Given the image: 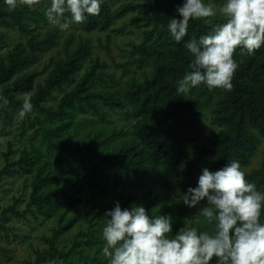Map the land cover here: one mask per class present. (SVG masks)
<instances>
[{"label": "trees", "instance_id": "obj_1", "mask_svg": "<svg viewBox=\"0 0 264 264\" xmlns=\"http://www.w3.org/2000/svg\"><path fill=\"white\" fill-rule=\"evenodd\" d=\"M40 3L38 8L10 10L0 0V49L8 37L3 27L24 38L0 56V97L8 101L4 104L0 99L1 133L8 135L16 126L18 136L27 138L20 150L8 141L0 187L8 178L25 177L30 188L25 208H20L21 197L0 207V234L15 231L9 224L12 216L57 221L52 234L42 236L47 247L36 250L35 259L27 264H108L107 258L85 253L81 247L88 242L103 249L108 219H102L117 201L123 208L142 204L150 217L170 215L174 235L187 222L186 212L161 193L185 194L197 186L204 168L216 171L231 160H237L241 169L249 167L262 148L260 167L245 174L264 192V45L253 55L241 56L236 50L239 66L231 91L202 83L182 95L177 82L191 70L192 59L184 45L208 34L210 26L191 20L187 36L178 43L167 24L178 17L176 9L184 0L125 2L117 8L114 0H101L100 14L86 15L80 23L85 34L107 32L142 9L135 19L143 29L142 40L133 45L129 60H114L124 75L131 66L140 75L121 81L107 63L93 57L91 37L74 33L64 38L65 57L36 71L31 68L62 38L58 26L43 32L51 0ZM70 19V13H65V20ZM217 22L222 18H213ZM47 70L44 83L37 84ZM58 92L63 94L53 102ZM25 93L31 94L33 110L19 120ZM87 194L93 201L91 210H98L92 216L86 209ZM82 210L89 229L93 228L82 233L87 240L76 239L65 250L60 240L81 221ZM192 227L212 230L206 222L198 227L193 222ZM5 250L0 245V255ZM210 264H217L216 258Z\"/></svg>", "mask_w": 264, "mask_h": 264}, {"label": "clouds", "instance_id": "obj_2", "mask_svg": "<svg viewBox=\"0 0 264 264\" xmlns=\"http://www.w3.org/2000/svg\"><path fill=\"white\" fill-rule=\"evenodd\" d=\"M10 10L38 5L40 0H4ZM101 0H51L45 10L49 24L67 30L71 23H83L85 16H97ZM167 24L176 42L188 34L191 20L203 21L211 31L185 43L191 56L190 71L179 80L177 92L187 95L192 88L206 84L210 89L231 91L238 68L234 59L253 55L264 45V0H225L217 7L205 0H184ZM65 13L71 19L65 20ZM223 22L213 23V18ZM3 99L7 104V99ZM33 110L31 94L25 93L18 119ZM196 208L197 222L202 217L211 231H200L185 223L173 235L170 215L150 217L148 210L134 203L123 208L119 201L105 216L102 236L103 257L108 264H264V192L257 190L242 171L237 160L216 170H202L196 187H189L181 198Z\"/></svg>", "mask_w": 264, "mask_h": 264}, {"label": "rangeland", "instance_id": "obj_3", "mask_svg": "<svg viewBox=\"0 0 264 264\" xmlns=\"http://www.w3.org/2000/svg\"><path fill=\"white\" fill-rule=\"evenodd\" d=\"M125 2H135L142 3V0H114L113 8L120 7ZM225 2V0H219L215 5L219 7ZM41 3L33 6L32 8L40 7ZM46 8V7H45ZM47 9V8H46ZM142 15V9L137 10L134 13H129L125 18L117 21L114 26L107 32H92L89 34H85L83 31L81 24L71 23L67 30L61 31V41L57 45V47L50 48L47 52H45L39 61L31 68V70L43 71L46 66H48L52 60H59L65 57L64 53V38H67L68 34L74 33L76 36L80 34H85L91 37L92 44L94 45L93 57L99 58L101 62L107 63L109 68L113 70V72L117 75V77L124 81L129 75L136 74L140 75V73H136V69L134 67H130V72L126 75L123 74V69L118 67V65L114 62H126L131 57L130 51L133 49L134 44H138L143 38V29L138 28V25L135 23V19L138 16ZM55 27L54 25L47 24V26L43 29V32L47 28ZM5 31L8 32L7 42L0 49V56L5 54L8 50L12 49V47L20 40H24L22 35L19 32L11 31L3 27ZM110 48V52L112 56L108 55L107 48ZM75 46H72L74 49ZM89 65V62L86 63L85 67ZM48 73V70L45 74L41 75L37 79V84H43L45 81V77ZM63 92H58L57 98L52 101L55 102L60 99ZM120 120V118L118 119ZM3 119L0 117V168L4 165V151L7 150V143L9 140H12L14 146L20 150V148L27 143V138H20L17 134V127L13 128V131L8 135H3L1 133ZM102 125L98 124L97 128H101ZM262 151L257 154L254 160L251 162L249 167L242 169L244 172H250L253 169L260 167L262 163ZM29 183L25 179V177H13L5 180V183L2 187H0V207H7L9 204L13 202L14 197H21L23 202L20 204V208L23 209L26 206V201L30 194ZM162 195H167L168 198L174 199L177 204L183 206V213L185 220H187V224L192 226V223L195 222L196 226L204 225V220L201 217L200 221L197 222V210L201 205H197L196 208H190L186 206L182 197L184 194L173 191L171 193H161ZM87 199L89 200V204L86 206L87 210H91L93 201L90 199V195L87 194ZM98 210H91V216L97 213ZM90 216V217H91ZM108 219V217H104L102 220ZM184 220V221H185ZM9 224L15 228V231L9 232L6 234H0V245L6 248L5 252L0 255V264H27L28 261H32L35 259L36 250L44 249L47 247V244L42 239L43 235H51L52 230L55 226H57L56 219H44L41 218L39 220L29 216V218H15L12 216ZM184 227V226H183ZM93 228V227H92ZM89 229V223L86 218V214H84V210H82L81 221L75 224V226L67 232L60 240V245L68 250L73 241L76 239L87 240L86 236H82V233H87L91 229ZM85 242L82 244V249L85 253H89L91 255L99 254L102 255V249L99 250V244H87ZM101 252V253H100ZM57 262H51L50 264H56Z\"/></svg>", "mask_w": 264, "mask_h": 264}]
</instances>
